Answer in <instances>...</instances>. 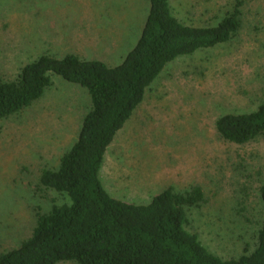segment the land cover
<instances>
[{"label":"rangeland","instance_id":"obj_1","mask_svg":"<svg viewBox=\"0 0 264 264\" xmlns=\"http://www.w3.org/2000/svg\"><path fill=\"white\" fill-rule=\"evenodd\" d=\"M238 2L239 35L169 64L115 137L100 173L112 197L138 205L167 187H200L205 203L189 211V229L223 259L253 251L263 219L264 139L229 143L216 122L264 101V0H171L175 17L197 27L218 24ZM149 9V0H0V76L13 78L41 55L117 66L138 42ZM52 81L30 109L0 120V253L32 235L38 211L69 201L35 188L77 140L91 103L80 86Z\"/></svg>","mask_w":264,"mask_h":264},{"label":"trees","instance_id":"obj_2","mask_svg":"<svg viewBox=\"0 0 264 264\" xmlns=\"http://www.w3.org/2000/svg\"><path fill=\"white\" fill-rule=\"evenodd\" d=\"M140 38L117 66L41 55L13 78L0 76V120L20 115L45 96L53 77L85 89L91 106L77 140L57 169L42 171L37 194L54 191L68 198L36 213L32 235L0 253V264H264V181L259 188L262 223L255 249L238 258L211 253L189 229V211L205 203L200 187L178 192L167 187L150 204L112 197L100 173L117 134L145 101L165 68L199 51L230 43L242 28L238 2L216 25L190 26L175 17L171 0H149ZM219 136L236 145L264 139V101L251 113L227 114L216 122Z\"/></svg>","mask_w":264,"mask_h":264}]
</instances>
